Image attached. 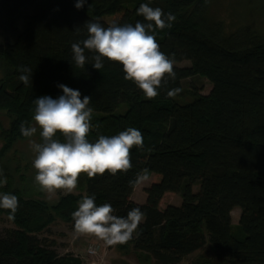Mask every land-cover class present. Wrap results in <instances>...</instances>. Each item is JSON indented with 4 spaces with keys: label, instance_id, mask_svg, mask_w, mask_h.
<instances>
[{
    "label": "trees",
    "instance_id": "obj_1",
    "mask_svg": "<svg viewBox=\"0 0 264 264\" xmlns=\"http://www.w3.org/2000/svg\"><path fill=\"white\" fill-rule=\"evenodd\" d=\"M217 1L224 5L226 0H88L78 10L76 0H0L1 33H13L28 10L23 31L12 44L0 45V112L8 121L0 129V166L17 142L29 138L21 135L20 124L33 125V101L62 95L58 84L79 90L81 99L91 97L89 142L129 127L144 139L143 149L130 150L127 173L95 178L81 173L78 192L58 190L54 205L25 195L2 171L0 181L6 178V183H0V195H15L18 210L9 220L8 210L0 209L11 225L0 226V264H84L71 254L60 255L48 234L56 220L73 230L71 214L85 196H94L96 206L111 204L117 216L126 217L133 208L145 214L132 239L108 246L120 255L132 252L152 264H181L201 253L205 264H264V22H257L264 15V0H229L225 18L211 13ZM142 3L175 15L171 28L153 34L160 51L176 64L189 62L174 65L176 79H168L154 99L124 80L117 62L105 59L99 70L90 63L84 69L72 64L71 44L85 38V22L107 27L102 17L122 8L118 25L134 26L144 22L136 14ZM22 68L32 69L31 86L19 80ZM196 77L210 82L208 95L184 88ZM176 87L182 89L176 97L186 90L190 101L167 97ZM57 138L63 142L62 134ZM145 168L161 178L145 190V202L137 204L130 200L137 185L129 181ZM165 193L180 195L181 204L161 211ZM234 208L241 210L236 225ZM205 248L209 253L203 255Z\"/></svg>",
    "mask_w": 264,
    "mask_h": 264
},
{
    "label": "clouds",
    "instance_id": "obj_2",
    "mask_svg": "<svg viewBox=\"0 0 264 264\" xmlns=\"http://www.w3.org/2000/svg\"><path fill=\"white\" fill-rule=\"evenodd\" d=\"M87 3L88 0H76L75 8L79 10ZM136 14L142 16L144 22L137 21L134 26L112 22L105 27L101 22H85V38L71 44L72 64L84 69L90 63L99 70L104 67L105 59L117 62L122 65L123 79L132 81L145 98L154 99L158 95L157 89L168 79H176V61L160 51L153 33L171 28L176 17L146 3L140 4ZM76 31L79 33V28ZM86 53L93 55L89 58ZM21 71L19 80L31 86L32 69L22 68ZM57 87L63 93L57 98L45 95L33 101L34 126L20 124V133L24 137H32L39 130L42 142H30L35 153L32 167L36 170L34 179L38 190L49 194L60 190L67 194L76 189L81 173L88 178L105 172L112 176L118 172L127 173L132 168L130 150L134 146L138 149L144 147L142 133L129 127L117 135H100L94 143L89 142L87 136L92 128L93 113L88 107L91 97L81 99L79 90L64 84ZM181 91L179 87L172 88L167 91V97L174 98ZM57 133L62 134L63 142L57 138ZM0 176H3L2 170ZM148 179L149 172L145 168L129 181V185L135 186ZM0 183H6V178ZM0 209L8 210V219L14 220L18 198L12 194L0 195ZM114 211L111 204L96 206L94 196H85L71 214L73 238L89 236L102 241L105 246L127 243L145 214L139 208L129 210L126 217L114 215Z\"/></svg>",
    "mask_w": 264,
    "mask_h": 264
},
{
    "label": "rangeland",
    "instance_id": "obj_3",
    "mask_svg": "<svg viewBox=\"0 0 264 264\" xmlns=\"http://www.w3.org/2000/svg\"><path fill=\"white\" fill-rule=\"evenodd\" d=\"M224 1V0H223ZM229 0H226L224 5L220 4L219 1L216 2L215 5L211 8V13L214 15L217 13L222 18H225L224 16L228 17L226 13L227 6L225 4ZM229 12L231 11L230 8H228ZM238 11V9H237ZM241 13L240 11H238ZM28 13V10L22 11L19 19L16 22V30L13 33H1L0 32V45H3L5 43L12 44L15 39L17 38V35L23 31L24 28V15ZM124 14V10L122 8H119L114 14L103 16L102 20L105 21L108 25H110L112 22H116L117 24L121 21L122 16ZM235 14V13H234ZM260 19L257 21L258 23L264 22V15L263 13H260ZM189 65V62H181L176 64L178 67H184ZM184 88L186 90H193L198 92L200 95H208V93L211 90V84L210 82L203 78V77H196L190 80H187L183 84ZM184 89V90H185ZM185 91H183V96L181 97H175L176 100L179 101V103H186L190 101V95L185 96ZM35 122L32 126H34ZM8 126V121L5 113L0 112V129H4ZM3 134L0 132V149L3 144ZM41 142V138L39 136V130L36 134H34L32 137H29L24 142H17L10 151H8L4 156L1 168L2 171L5 172V174H9L10 178L13 181L14 187H19L22 192H25V195L27 194L30 196V198H40L48 202L49 205H54L58 201V192L55 193H46L38 190V187L35 184L34 179V168L32 167V161L35 158V153L32 151L30 142ZM20 178H24V182H20ZM160 175L149 173V179L141 184L137 185V188L135 192H133V197H131V200L137 204H143L146 200V193L145 190L149 188L152 184L158 183L160 181ZM3 181V180H2ZM199 189V185L196 184L193 187L194 193L197 192ZM60 191V190H59ZM61 193H64L63 191H60ZM78 190L74 189L72 193H77ZM161 206L166 207L167 205H173V206H179L181 204V197L178 194L175 193H165L162 200H161ZM241 210L239 208H234L231 213V221L233 225L238 224V221L240 219ZM0 226L4 228H10L11 225L6 217V215L1 214L0 216ZM51 235L50 237L57 242V251L61 255H66L65 249L67 246L71 243V240L73 239V231L69 229L66 223L61 222L59 220H56V223H53L50 227ZM49 235V234H48ZM92 240L88 242L85 246V255L86 260L83 261L81 257H78L74 254V252H68V254H71L72 256L76 258H80L84 264H152L151 260L146 256H138L137 254L128 252L127 255H118L116 253V250L106 249L98 240L95 238H91ZM81 241L78 239L77 244H79ZM90 244H96L99 246L98 253L94 257H88L87 255V248ZM63 246V247H62ZM203 255L205 253H209V250L207 248L203 249ZM201 253H196L191 255L190 257H187L181 264H205V262L200 259ZM142 258V259H138Z\"/></svg>",
    "mask_w": 264,
    "mask_h": 264
},
{
    "label": "crops",
    "instance_id": "obj_4",
    "mask_svg": "<svg viewBox=\"0 0 264 264\" xmlns=\"http://www.w3.org/2000/svg\"><path fill=\"white\" fill-rule=\"evenodd\" d=\"M136 188H137V186L135 187V189H134V191L133 192H135V190H136ZM131 197H133V193H132V195H131ZM163 198V197H162ZM59 199V198H58ZM130 200H131V198H130ZM132 201V200H131ZM133 202V201H132ZM161 202V201H160ZM166 207H162L161 206V203L159 204V209L161 210V211H163L164 209H165ZM70 229V228H69ZM71 230V229H70ZM71 231H73V230H71ZM49 235H51V231H50V233H49ZM92 237H89V236H80V237H78V238H73L72 240H71V243L67 246V248L65 249V252L68 254V252H74V254L76 255V256H78V257H81L82 259H83V261L84 260H86V255H85V246H86V244L88 243V242H90L92 239H91ZM78 239L81 241L79 244H77L76 242H78ZM100 242V244H102L103 246H104V248H106V249H110L108 246H105L104 244H103V242L102 241H99ZM63 247V246H62ZM111 250H114V249H111ZM116 253L118 254V255H120V253H118L117 251H116ZM60 254V253H59ZM61 255V254H60ZM84 263V262H83ZM86 264V263H85Z\"/></svg>",
    "mask_w": 264,
    "mask_h": 264
},
{
    "label": "built area",
    "instance_id": "obj_5",
    "mask_svg": "<svg viewBox=\"0 0 264 264\" xmlns=\"http://www.w3.org/2000/svg\"><path fill=\"white\" fill-rule=\"evenodd\" d=\"M99 246L96 244H90L87 248L88 257H94L98 253Z\"/></svg>",
    "mask_w": 264,
    "mask_h": 264
}]
</instances>
